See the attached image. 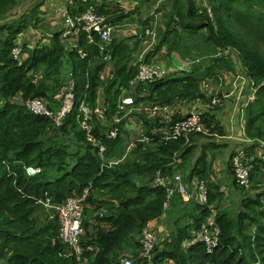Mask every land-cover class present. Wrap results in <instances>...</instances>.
I'll use <instances>...</instances> for the list:
<instances>
[{"label":"trees","instance_id":"trees-1","mask_svg":"<svg viewBox=\"0 0 264 264\" xmlns=\"http://www.w3.org/2000/svg\"><path fill=\"white\" fill-rule=\"evenodd\" d=\"M115 2L70 0L66 8L75 16L92 6L105 17L104 23L120 30L136 22L141 35L153 32L157 23L158 42L141 60L134 59L140 54L134 50L146 41L139 34L107 42L95 37L88 43L84 32L64 41L63 29H56L42 36L43 42L31 44L22 36L29 28L28 33L42 28V2L17 11L19 0H0V264H123L125 259L129 264H264V157L253 158L248 188L237 183L229 159L230 182L225 185L229 194L213 176L215 153L207 157L206 149L220 147L216 137L225 135L217 118L221 91L217 104L197 108L205 133L176 140L161 138L166 115L132 110L126 117L141 121V134L148 141H136L125 158L130 143L126 112L117 109L123 92L132 93L135 107L145 101L177 108L196 99L211 102L215 98L203 94L200 85L208 78L221 84L224 74L235 73L237 61L256 89L255 99L247 103L248 115L253 111L255 117L247 118L245 133L258 146L264 141V0H123L133 5L130 10ZM142 6L151 7L145 18L139 17ZM161 10L164 17L158 21L156 13ZM17 47L20 61L12 53ZM172 52L192 62L188 71L131 87L141 63L151 64L159 56L158 61L168 59L173 65ZM69 90L75 104L60 125L27 108L28 100L38 99L56 115ZM81 101L92 111L99 105L101 113L92 112L86 120L79 111ZM183 116L181 111L173 113L171 122ZM115 117L122 118L118 124ZM115 126L118 135L111 140L107 135ZM88 134L106 148L102 155ZM28 167L40 172L28 175ZM175 172L185 182L194 177L205 181L206 203H186L175 193L164 207L165 189L153 188L152 182L157 174ZM84 190L88 194L82 252L77 256L59 240L58 218L39 226L34 213L44 204L60 205ZM237 191L244 193L240 201H235ZM227 196L236 202L234 208L226 205ZM88 208L97 215L91 218ZM163 215L166 227L156 230L152 257H143L142 230L150 220L160 225ZM207 226L219 229L218 246L211 253L203 242L187 247L186 240Z\"/></svg>","mask_w":264,"mask_h":264},{"label":"built area","instance_id":"built-area-1","mask_svg":"<svg viewBox=\"0 0 264 264\" xmlns=\"http://www.w3.org/2000/svg\"><path fill=\"white\" fill-rule=\"evenodd\" d=\"M69 2L70 0H63V2ZM67 12V11H66ZM65 14V13H64ZM66 22L63 28L62 36L63 38H72L79 36L82 32L86 34L87 42L94 43L95 37L99 39V42H107L110 41L115 35L116 30L118 29L115 25L104 23L105 17L101 14H98L93 7L87 8L84 12L79 15L71 16L69 13L65 15ZM122 30V29H121ZM149 32V30H148ZM20 52L21 49L19 47L14 48L12 53L14 57L20 61ZM84 57V55H81ZM182 63L180 66L181 70L186 69L189 65ZM172 69L168 68L167 71ZM162 67L157 65V63H141L137 74L131 80V87H135L138 84H144L148 81L162 77L164 75ZM160 77V78H161ZM253 99V95L250 100ZM218 99L215 98L211 101V105L217 103ZM133 99L130 96H123L118 105V112H126L129 108L128 106H132ZM75 104V94L73 90H69L63 97V103L60 110L56 115H53L50 110L46 108V106L38 99H30L26 102L27 108L29 111H32L36 115H48L53 121L60 125V121L67 115ZM150 106H146L142 108L143 114L147 116L155 115L160 109H164L167 111V108H161L159 105L149 104ZM79 111L82 112L83 116L88 117L90 114L96 113L100 114V107L95 108L93 111L81 101L79 103ZM171 116L166 114L164 126L160 129L161 138L164 141L176 140L181 137H186L190 133L203 132L205 133V125L203 124L201 113L197 108H193L188 115L184 118L172 121L170 119ZM122 118L115 117L114 123L118 124ZM87 120V119H86ZM82 127L85 128L89 132V128H87L85 121L82 122ZM165 128V129H164ZM118 135V128L115 126L113 129L109 130L107 137L111 140H114ZM88 140L94 143V138H92L88 134ZM136 141L147 142L148 137L140 135L135 138V141L130 142L125 150L123 158L127 156L130 150L134 147V143ZM264 145V142L259 141ZM94 144L98 145V154L102 155L105 152V147L100 145L99 142H95ZM116 163V162H115ZM112 163H109L110 166ZM232 165L234 168V177L237 183L246 188L249 187L250 181V171L253 165L250 162H247L244 159V153L242 150L238 151L237 154L232 159ZM28 175H34L40 172V169L34 167L26 168ZM153 188H164L166 192V199L164 203V207L169 206V199L177 193L184 202H190L192 200H196L197 202L204 204L207 200V186L206 182L198 179L196 177L189 180V182H185L183 176L180 172H175L170 176H164L161 174H157L152 182ZM87 190H84L81 195L69 197L60 205L53 204H44L46 209L52 210L57 214V218L60 225L59 231V239L65 244L72 253H75L77 256H80L82 252V248L80 245V236L82 233L81 228V217L84 207V200L87 196ZM209 226L212 225V222L208 223ZM155 229H156V221L150 220L147 221V224L142 230V234L140 236V245L142 246V256L151 259L152 251L156 244L155 237ZM219 229L216 227L210 228L206 227L201 232L194 233L192 238L186 240V246H194L198 242H203L206 244L207 252L211 253L219 244ZM79 259V258H78ZM129 260H122L123 264H129Z\"/></svg>","mask_w":264,"mask_h":264},{"label":"crops","instance_id":"crops-1","mask_svg":"<svg viewBox=\"0 0 264 264\" xmlns=\"http://www.w3.org/2000/svg\"><path fill=\"white\" fill-rule=\"evenodd\" d=\"M57 1H58V3H60V0H57ZM17 11H19V10H17ZM25 11H27V8ZM50 11H51L50 13H52L54 17H56V13H59V11H61V12L64 11V13H65V14H63V16L61 15V17H65L66 13L68 14V12H66L67 8L60 10L59 8H56L54 5L51 7ZM45 19L50 20L52 18L49 16H45ZM62 21H63V25H64V18L62 19ZM55 25L49 24V27L51 28V30L54 28H55V30L56 29L61 30V28L62 29L64 28L63 25L62 26L58 25L56 27H55ZM135 26H137V25L135 24ZM154 26H155L154 27V31H155V28L159 27V26L157 23ZM55 30H53V31H55ZM125 30L126 29H122L121 31H125ZM122 34H124V32ZM172 53H176V52H172ZM232 55H234V54H232ZM232 55H231V58H233ZM171 61L174 63L173 60H171ZM154 63H157V65L162 67V70L164 73V75L162 77H165L166 74H168V73L179 71V70L167 71V69L169 68V65H170V60H168V59L159 60V61H158V59H156V61ZM189 63H190L189 61H186L185 64L190 66ZM181 64H182V62H181ZM167 65H168V67H167ZM236 65H237V68L235 70V73L233 74V75L236 74V76H227V74H224L223 75L224 80L221 84L216 85V84L212 83V84H214V88H212L211 86L207 87L208 86L207 85L208 80L203 81L202 84L200 85V89H201V92L203 94H205V95L212 94L213 95L212 98H215V97H217L218 91H221L222 97H223V100L220 104L221 107L219 108L220 109L219 110L220 116H218L217 118H218L219 122L221 124H223V126H224L223 128H224V134L225 135L216 137L215 141H216V143L221 144L220 147H217V148L213 149L212 151L210 148L206 149L208 159L210 158L211 153H215V155H216V160L213 163V169L215 171V175L213 174V176L216 177V180L220 184H222L221 188H222V186L224 188H226L225 185L227 187L229 186L230 175L226 169V166H227V163L230 159V162H231L230 165H231V168L234 172V168L232 165V159L237 154L238 151L242 150L244 153V159L247 162H250L251 164H253V158H255V155L258 156V155L262 154L261 156L264 157V145H262V143H260L258 141L259 142L258 146H255V140H252V138L247 137L246 133H245V124L247 121V119H246L247 116H246V113L244 111V105H247L248 101L250 100L251 96L253 95V90L256 91V89L253 88L254 85H253V82L251 81V79L249 78V76H247L245 74L244 67H242L241 64L238 63L237 61H236ZM189 66L183 70L188 71ZM239 70L242 71L241 72L242 75L237 74L238 72H240ZM160 77H158L157 79H160ZM207 88H208V90H207ZM209 88H211V89L209 90ZM123 95L132 97L131 92H127V93L123 92ZM209 104L211 105L210 101H204L202 99L201 100L196 99L195 101H192L191 103H189V105L183 104V105L179 106V108H177L176 106L174 107L173 105H171L170 107L162 106L161 108L166 107L167 111H165L164 109H160L156 114L161 116V117H164V115H166V114H169L172 116L173 113L175 114V113H179V111H181L184 114V116H183V118H184L186 115H188L190 113V111L193 108H198L200 110L201 109L206 110L208 108ZM215 104H217V103H215ZM146 106H150L149 102H147V101L140 103L136 107L134 105L131 107L130 106H128V107L129 108H137V109H139L140 113L143 114L142 108H144ZM97 107H100V106L97 105ZM219 112H218V115H219ZM130 121H131V123L127 119L125 121V130H126L125 132L127 134L128 140H129V138L133 139V140H129L130 142H132V141H135L136 137L142 135L143 132L141 131V125H142L141 121H139V120L137 121L135 118H133V120L131 119ZM160 123H163L162 120L160 121ZM163 125H164V123L161 126H163ZM137 134H138V136H136ZM261 142H264V141H261ZM223 148L225 150V154H224ZM220 153H222L224 155H222ZM225 192H226V194H229L228 189H226V191H224V193ZM240 193H243V192L237 191L235 201L241 200L242 195L239 196ZM164 216L165 215L162 216V223L160 222L161 224L157 228L158 231H161L162 228L166 227V224L164 223L166 219H164ZM44 225H46V224H44ZM39 226H43V225L40 224Z\"/></svg>","mask_w":264,"mask_h":264},{"label":"rangeland","instance_id":"rangeland-1","mask_svg":"<svg viewBox=\"0 0 264 264\" xmlns=\"http://www.w3.org/2000/svg\"><path fill=\"white\" fill-rule=\"evenodd\" d=\"M41 2H42V5L40 6V10H42L43 11V14L45 15V16H49V17H51L52 19H50V20H47V19H44V20H42L41 22H40V25H41V29H38L37 31H32V32H29L28 33V31L31 29V28H29L26 32H24V34H23V36H22V38H30L31 40H30V42H31V44H34L38 39H40L41 40V42H43L44 40H42V36H44L45 34H50V32H51V28L49 27V24H51V25H55V27L56 26H58V25H63V21H62V19L64 18V25L63 26H65V22H66V18L65 17H61V15L63 16V14H64V11H59V13H56V17H54L53 16V14L52 13H50L51 11V7L54 5L56 8H59L60 10H62V9H65L66 8V4H67V1L66 2H63L62 0H60V3H58V1L57 0H40ZM97 1H101V0H97ZM106 1H111V0H106ZM116 2L115 3H118V4H120V5H122L123 7H125V9L126 10H130L131 8H132V6L133 5H130L129 3H123V0H115ZM129 1H132V0H129ZM133 1H136V0H133ZM200 2H202V0H199ZM19 2H20V4H21V6H18L17 8H16V10H19V9H21V7L22 8H26V6H27V10L35 3V2H37V0H19ZM121 2V3H120ZM204 4V3H203ZM205 5V4H204ZM92 7V6H91ZM94 8V7H93ZM151 11V7H141L140 9H139V17H141V18H145L148 14V12H150ZM151 13H153V11L151 12ZM164 13H165V10H161V11H159V12H157L156 13V15H157V19H158V21L160 20V19H162V17H164L163 15H164ZM52 15V16H51ZM137 16H135V18H136ZM55 21V22H54ZM47 23V24H46ZM60 23V24H59ZM136 24V22H133V24L132 25H135ZM135 28H137V26H130V27H128L127 28V30H125V31H121V30H116L115 31V35L113 36V37H115L116 36V38H120V37H123L124 36V38H128V37H131V36H135V35H137V34H139V36L140 37H143L144 39H146V41H142V44H140V46H139V48H138V50H134V52L135 51H137L136 53H140L139 54V56L138 57H136L138 54H136L135 55V60H141L142 59V57H143V55L147 52V51H149V50H151V48L153 47V45L154 44H156L158 41L156 40V38H157V35H156V31H153V32H148V30H146L145 31V34L144 35H141L140 33H138V32H136V30H135ZM62 29V28H61ZM52 30H55V28L54 29H52ZM59 30V29H58ZM41 31H44V34H41L42 32ZM124 32V34H122ZM154 33V34H153ZM158 34V33H157ZM120 36V37H119ZM149 36H151V38H149ZM63 37V36H62ZM64 39V41H66V39L67 38H63ZM132 43H133V40H131L130 41V45L132 46ZM174 54V55H173ZM179 54H176V53H172V55H171V60H173L174 61V63H173V65H170L169 66V68H171L173 71H175V70H179V71H181V69H182V67L180 66L181 65V62L182 63H184L185 61H187V60H183L180 56H178ZM134 57V56H133ZM232 57L233 58H235V56L234 55H232ZM155 58V60L156 59H159V56L157 57V56H155L154 57ZM169 58V59H170ZM161 60H164L163 58H160ZM181 60V61H180ZM190 63H192L191 61H190ZM187 65V64H186ZM167 67H168V65H167ZM240 71V70H239ZM241 72L242 71H240V72H238L237 74H240V75H242L241 74ZM163 76V75H162ZM227 76H236V74L235 75H233V74H231V73H229V74H227ZM107 77H109V76H107ZM161 78H163V77H161ZM228 79V78H227ZM208 80V86L207 87H209V86H211L212 88H214V84H212V83H214V81H213V79H210V78H208L207 79ZM211 88H209V90H210ZM207 90H208V88H207ZM213 92V91H212ZM255 99V90H253V99L252 100H254ZM136 111L137 113H140V111H139V109H137V108H128L127 110H126V114H125V118L127 119V120H129V122L131 123V119L133 120V117H126L131 111ZM244 111H245V113H246V119L247 118H249V117H255V113L252 111V113L251 114H249L248 115V112L250 111V107H248L247 105H244ZM60 123H62V120L60 121ZM59 123V124H60ZM136 136H138V134L136 135ZM129 140H133V139H130L129 138ZM218 140V139H217ZM216 142V141H215ZM223 151H224V154H225V150H224V148H223ZM220 154H222V153H220ZM224 154H222V155H224ZM224 190L226 191V188H224ZM228 192L230 193V189H228ZM244 193H241V195L242 196H244L243 195ZM227 199H229V203H227L226 202V205L228 206V207H232V208H234L235 207V205H236V202L234 203L233 201H231V199L229 198V196H227ZM105 209V208H104ZM87 211H88V213L90 214V217L92 218V216L94 215V212H93V209L91 208V209H87ZM34 217L37 219V224H42V225H44V224H47V222H49V221H51V220H53L54 218H56L57 217V214L55 213V212H53V211H51V210H48V209H46L44 206H40L37 210H36V212L34 213ZM83 233V232H82Z\"/></svg>","mask_w":264,"mask_h":264},{"label":"clouds","instance_id":"clouds-1","mask_svg":"<svg viewBox=\"0 0 264 264\" xmlns=\"http://www.w3.org/2000/svg\"><path fill=\"white\" fill-rule=\"evenodd\" d=\"M88 192V191H87ZM87 197V196H86ZM86 197H85V200H86ZM85 200H84V205H85ZM85 207H86V205H85ZM85 207H83V212H84V208ZM82 212V217H81V222H82V220H83V217H84V213ZM104 211L103 210H101V211H99L98 212V214H99V216H101L102 215V213H103ZM94 215H97L96 214V212H94ZM59 222V221H58ZM160 225H156V229H155V234H156V230H157V228L159 227ZM81 228H82V225H81ZM83 232V231H82ZM83 233H81V235H82ZM82 238H81V236H80V240H81ZM60 240V239H59ZM80 243H81V241H80ZM68 248V247H67ZM69 249V248H68ZM70 250V249H69Z\"/></svg>","mask_w":264,"mask_h":264},{"label":"water","instance_id":"water-1","mask_svg":"<svg viewBox=\"0 0 264 264\" xmlns=\"http://www.w3.org/2000/svg\"><path fill=\"white\" fill-rule=\"evenodd\" d=\"M80 241H83V239H81Z\"/></svg>","mask_w":264,"mask_h":264},{"label":"bare ground","instance_id":"bare-ground-1","mask_svg":"<svg viewBox=\"0 0 264 264\" xmlns=\"http://www.w3.org/2000/svg\"><path fill=\"white\" fill-rule=\"evenodd\" d=\"M38 116V115H37ZM43 117H45V116H43Z\"/></svg>","mask_w":264,"mask_h":264}]
</instances>
